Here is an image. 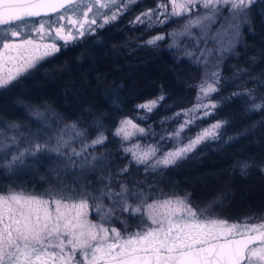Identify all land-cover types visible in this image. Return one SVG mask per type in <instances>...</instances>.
Here are the masks:
<instances>
[{
    "label": "snow or ice",
    "instance_id": "1",
    "mask_svg": "<svg viewBox=\"0 0 264 264\" xmlns=\"http://www.w3.org/2000/svg\"><path fill=\"white\" fill-rule=\"evenodd\" d=\"M135 3L137 0H0V90L14 86L60 47L116 21ZM254 3L157 0L154 8L142 11L130 23L150 30L175 17H185L179 30L152 36L145 44L155 45L167 36L173 40L170 47L179 46L178 37L191 38L198 46L219 38V32L215 36L211 32L218 23L223 30L238 34L240 25L235 21L246 19ZM193 29L199 30L198 36ZM199 51L196 63H203L205 72L195 102L160 122L162 128L165 123L176 125L170 131L163 129L164 134L136 122L147 121L148 114L165 100L164 95L136 105L137 115L124 116L114 131L102 122L103 117H97L90 125L94 138L78 121L61 127L58 117L50 119L38 110L31 113L35 131H22L21 124L15 122L0 127V170L14 171L28 157L37 163L42 159L58 161L50 173L56 179L43 193L0 192V264H264V215L229 222L212 215L218 201L199 208L188 194H169L152 186L144 191L140 183L130 189L125 180L117 185V177L128 173L127 165L116 176L102 180V187L82 182L87 171L104 163L103 154L95 152L108 142L106 132L119 138L117 143L124 155L130 156V165L158 175L202 142L220 138L227 121L211 123L194 137L186 131L197 120L212 116L218 107L212 100L220 86L218 66L209 70L211 50ZM186 55L191 58L194 54ZM259 86L264 87V80ZM232 95L244 97L248 111L264 114V94L258 89ZM137 137L157 139L141 145L134 142ZM250 167L242 162L241 173L246 174ZM62 175L74 178L65 183ZM117 186L118 191L114 190ZM125 213L127 218H123ZM130 220L135 223L134 230ZM115 223L120 227L112 226Z\"/></svg>",
    "mask_w": 264,
    "mask_h": 264
},
{
    "label": "trees",
    "instance_id": "2",
    "mask_svg": "<svg viewBox=\"0 0 264 264\" xmlns=\"http://www.w3.org/2000/svg\"><path fill=\"white\" fill-rule=\"evenodd\" d=\"M156 2L144 0L143 4ZM140 8L138 4L97 33L62 47L46 67L23 77L15 84L24 101L21 107L47 106L65 123L78 121L89 130L97 117H103L102 122L114 131L124 116L137 115L136 105L164 95L165 100L148 114L149 119L137 122L146 129L151 125L157 134L175 127L165 123L162 128L160 122L195 102L204 67L185 54L183 43L170 47L172 41L167 36L155 45H146L152 36L169 33L177 20L146 30L130 23ZM237 70L243 71L237 74ZM262 74L264 0H257L244 21L239 43L223 58L219 91L214 93L218 107L211 119L227 121L223 136L215 143L223 146L179 161L158 175L145 172L143 166L130 165V156L126 157L117 143L119 138L106 132L108 142L96 150L104 156L96 175L116 176L127 165L128 173L117 177V184L125 180L130 186L140 183L147 187L148 183L169 194H188L199 208L218 201L212 215L228 220L264 215V124L260 123L264 114L248 111L245 98L232 95L245 89L264 94V87L259 86ZM90 134L96 133L90 130ZM245 161L252 167L242 174L240 164ZM17 176L0 170V191L19 183L32 185L33 178Z\"/></svg>",
    "mask_w": 264,
    "mask_h": 264
},
{
    "label": "rangeland",
    "instance_id": "3",
    "mask_svg": "<svg viewBox=\"0 0 264 264\" xmlns=\"http://www.w3.org/2000/svg\"><path fill=\"white\" fill-rule=\"evenodd\" d=\"M256 1L257 0H255V2ZM143 3H144V0H137V3L130 6V9H133L138 4H140V6H141L139 11L135 10L134 16L139 15L142 11H145L149 8H154L157 2L152 6H147V5H144ZM192 15H195V13H192ZM120 17L118 19H120ZM247 18H248V16H247ZM246 19H241V20L235 21V23H239V25H240L238 34L235 31H233L232 29H227L226 31L223 30L221 28V25L218 23L215 26H213L211 29L212 35H214V36L219 32V38L216 41L209 40L206 44L204 42H201L197 46L195 44V41L191 38L178 37L177 39L179 41V45L183 43L182 47L185 51V54H186V52H192L194 54L192 58H194V59H195V57H199V55H200L199 50L200 49L207 48V49L211 50L212 54L207 57V59L209 61V70H215L216 66H218V71H219V74L221 75V65H222L223 58L228 52H230L232 50V48H234L239 43V40L241 39V30L243 28V24H244V21ZM176 20H177V22L174 23V26L169 30V32H172L174 30H179L181 28L182 24L185 22V17H175L172 19V21H176ZM98 22H100V21H98ZM160 26H162V25H160ZM99 29L100 28H96V31L92 34L97 33ZM193 34H194V36H198L199 30L193 29ZM87 35H91V34H86L85 36H87ZM84 37H81L79 39L81 40ZM79 39H77V40H79ZM77 40H75V41H77ZM171 41L173 43L172 39H171ZM70 43L71 42H69L68 44H70ZM57 44L63 45L64 42L63 41H57ZM52 56H50V57H52ZM200 64L204 67V72H205L204 64L203 63H200ZM33 70L34 69L30 70L28 73H26L24 76H22L19 79V81L23 77L31 74V72ZM19 81L14 82V86H10L8 89L0 90V127H2L6 123L15 122V123L21 124V126H22L21 130L22 131H25V132L27 130L35 131L36 130V122L32 118V115H31L33 110H38L40 112H46V114L50 117V119H56L58 117L56 115V112L53 111L52 109L48 108L47 106L35 107L32 105H23L25 107L22 108L21 106H22V103L24 102L23 98H21V96L19 94V88H15L16 87L15 84ZM212 100H213V102L217 103V100L215 99L214 94L212 96ZM11 116H13V117L18 116L19 118H17V119L16 118H10L9 119V117H11ZM216 121H222V120L211 119V116L203 118L201 120H197L196 124L191 126V130H186L187 134L190 137H194L201 129L208 127L211 123H215ZM64 124H67V122L65 123L61 118H59V125L62 127ZM138 124L141 127H144L140 123H138ZM54 127H55V125H54ZM223 128L221 129L220 138L223 136ZM94 136H95V134H92V135L90 134V138H94ZM216 140H207V141L202 142L191 153H189L187 155V157H185L184 159L194 158V157L196 158L197 154L202 153V151H208L212 148L223 146V144L216 146V144H215ZM134 142H139L141 145H144V144L154 143L155 140L151 139L150 137H148V138L137 137L136 141H134ZM129 143H131V142H129ZM95 155L100 156V154H97L96 152H95ZM184 159H182V160H184ZM182 160H179V161H182ZM57 163H58V161H56L55 159H42L37 163V162H34V158L28 157L23 166L15 169L14 171H5V170L4 171L8 175H11V176L13 175L14 177H18L17 175H19L23 178H28V177H30V179L33 178L34 181H33V179L31 180L32 185L26 186V185L19 183V184H15V185L11 186L10 188H8L5 191H0V192H7L10 189H15V190H23L25 192L35 193V194L43 193L47 188L52 186V181L56 179L55 175L50 174V173H51V170L56 166ZM99 169L100 168L97 167L95 171H87L86 172L87 179L82 180V182L85 184H90L93 188L102 187L101 181L106 180L109 176L106 175L105 173H103L98 178V176L96 174L98 172H100ZM100 177H102V179H100ZM73 178H74V176H72V175H69V176H63L62 175L61 176V179L64 180L65 183H70ZM36 183H39L38 186H36ZM134 184H137V183H132L131 186L128 185V187L130 189H132ZM146 185H147V187H142V189L144 191H147L149 189V187H148L149 184L147 183ZM114 190L118 191L119 190L118 186ZM105 203L107 204L108 202L105 201ZM213 216H216V215H213ZM217 217H219V216H217ZM123 218H127V213L124 214ZM219 218L224 219L222 217H219ZM226 220H228V219H226ZM228 221L234 222V221H240V220H228ZM112 226L120 227L119 223H115ZM130 226H131L132 230L135 229V223L134 222L132 224H130Z\"/></svg>",
    "mask_w": 264,
    "mask_h": 264
},
{
    "label": "flooded vegetation",
    "instance_id": "4",
    "mask_svg": "<svg viewBox=\"0 0 264 264\" xmlns=\"http://www.w3.org/2000/svg\"><path fill=\"white\" fill-rule=\"evenodd\" d=\"M30 19H39V18H30ZM38 26V25H37ZM60 50H61V47H60ZM56 54V53H55ZM54 54V55H55ZM49 57H47L45 60L41 61L40 64L35 68H41V67H46L48 64H49Z\"/></svg>",
    "mask_w": 264,
    "mask_h": 264
}]
</instances>
